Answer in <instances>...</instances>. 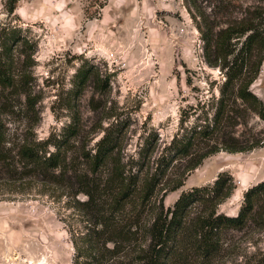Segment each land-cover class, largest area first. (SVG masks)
Returning <instances> with one entry per match:
<instances>
[{
	"label": "trees",
	"instance_id": "obj_1",
	"mask_svg": "<svg viewBox=\"0 0 264 264\" xmlns=\"http://www.w3.org/2000/svg\"><path fill=\"white\" fill-rule=\"evenodd\" d=\"M18 1L4 0L5 17L0 19V183L9 182L14 189L23 182L65 186L73 198L85 196L74 205L83 228L68 231L73 264H208L223 233L243 227L264 206V180L244 192L236 215L215 209L231 192L226 173L212 184L181 191L167 208L154 196L178 162L190 171L219 150L240 152L264 143V134L247 130L250 117L264 121V102L251 90L264 61V0H183L200 35L204 61L219 68L223 81L217 95L198 103L201 111L194 109L192 121L187 110L181 112L178 131L147 163L124 159L120 144L129 122L113 105L104 111L107 125L98 122L94 128L101 135L92 149L73 145L83 124L70 103V121L62 130L37 138V41L15 13ZM105 1L89 0L88 8ZM109 78L84 60L69 94L78 96L91 85L95 93L106 92ZM15 117L22 128L9 126ZM177 180L171 189L181 186Z\"/></svg>",
	"mask_w": 264,
	"mask_h": 264
},
{
	"label": "rangeland",
	"instance_id": "obj_2",
	"mask_svg": "<svg viewBox=\"0 0 264 264\" xmlns=\"http://www.w3.org/2000/svg\"><path fill=\"white\" fill-rule=\"evenodd\" d=\"M3 2L0 19L5 17ZM88 5L89 0L17 3L16 15L37 41L36 136L59 133L70 121L71 110L66 108L70 103L83 124L73 145L92 149L101 135L94 128L98 122L107 125L104 111L113 105L129 122L120 144L124 159L147 163L178 131L183 110L192 121L194 109L201 111L198 103L217 95L223 76L219 68L205 63L200 35L183 0H106L102 7ZM84 60L109 75L110 90L95 93L91 85L78 96L69 94L74 72ZM251 90L264 102V61ZM9 126L22 128L21 120L15 117ZM247 130L263 135L264 121L250 117ZM177 166L172 178L157 189L156 201L162 199L167 208L181 191L212 184L219 173H226L231 192L215 209L236 215L244 192L264 180V143L240 152L219 150L190 171H184L181 162ZM179 178L181 186L171 189ZM10 184L0 183V264H73L68 231L83 228L74 205L85 196L73 198L65 186L23 182L14 189ZM257 210L243 227L223 233L221 247L208 264H264V206Z\"/></svg>",
	"mask_w": 264,
	"mask_h": 264
}]
</instances>
